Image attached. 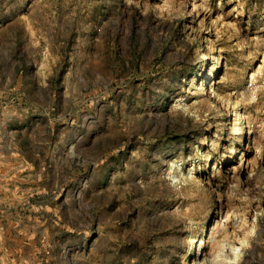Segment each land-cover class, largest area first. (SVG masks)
Wrapping results in <instances>:
<instances>
[{
  "label": "rangeland",
  "instance_id": "1",
  "mask_svg": "<svg viewBox=\"0 0 264 264\" xmlns=\"http://www.w3.org/2000/svg\"><path fill=\"white\" fill-rule=\"evenodd\" d=\"M0 264H264V0H0Z\"/></svg>",
  "mask_w": 264,
  "mask_h": 264
},
{
  "label": "bare ground",
  "instance_id": "2",
  "mask_svg": "<svg viewBox=\"0 0 264 264\" xmlns=\"http://www.w3.org/2000/svg\"><path fill=\"white\" fill-rule=\"evenodd\" d=\"M250 132V131H249ZM251 133V132H250Z\"/></svg>",
  "mask_w": 264,
  "mask_h": 264
}]
</instances>
